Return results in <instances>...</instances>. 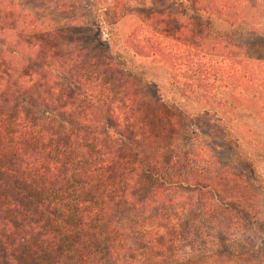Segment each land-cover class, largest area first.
Returning <instances> with one entry per match:
<instances>
[{
	"label": "trees",
	"instance_id": "trees-1",
	"mask_svg": "<svg viewBox=\"0 0 264 264\" xmlns=\"http://www.w3.org/2000/svg\"><path fill=\"white\" fill-rule=\"evenodd\" d=\"M177 1L118 44L93 0L111 43L86 55L0 0V264H264V152L232 135L243 93L264 94L234 42L264 40V0Z\"/></svg>",
	"mask_w": 264,
	"mask_h": 264
},
{
	"label": "rangeland",
	"instance_id": "rangeland-1",
	"mask_svg": "<svg viewBox=\"0 0 264 264\" xmlns=\"http://www.w3.org/2000/svg\"><path fill=\"white\" fill-rule=\"evenodd\" d=\"M4 1L15 5L23 13H30L35 16L44 28L60 30L62 32L61 38L66 41V44H73L75 48L85 50L86 55H102L106 51L107 45L111 43L108 39V31L111 27L107 25V22L102 21V12L95 8L93 0ZM104 2L103 7L117 9L120 14L119 19L111 21L113 22L111 30L117 34L118 44H122L150 16L162 13L175 16L181 11L177 0H104ZM109 19L111 20V16ZM257 20H255L257 24L264 22L262 19ZM262 39L249 38L244 35L237 36L234 42L237 46L246 47L248 57L252 58L257 65L260 64L261 68H264V40ZM235 54H239V51ZM142 63L149 72V77L156 83L163 101L168 102L169 105L167 106H176L174 100L177 99L173 98L168 86V80L173 71L165 63L162 64L157 61ZM260 72L261 70H258L259 75ZM251 95L246 91L243 93L244 100L240 103L237 109V118L232 124V135L244 150H250L252 146L257 145L261 152H264V106H262L264 94H257L255 99H252ZM207 121V119H201L199 124L207 132H210L213 129V124ZM222 151L227 153L226 149ZM258 170L262 180L259 184L263 189L260 191L255 189V191L259 193L261 199L259 213H261V219L264 220V162L259 163ZM235 264L257 263L240 262Z\"/></svg>",
	"mask_w": 264,
	"mask_h": 264
}]
</instances>
